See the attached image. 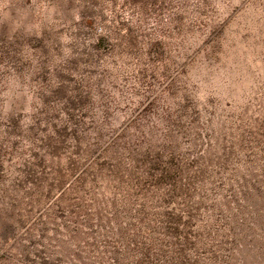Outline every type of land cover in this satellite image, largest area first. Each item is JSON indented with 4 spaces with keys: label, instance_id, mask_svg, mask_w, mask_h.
I'll use <instances>...</instances> for the list:
<instances>
[{
    "label": "rangeland",
    "instance_id": "obj_1",
    "mask_svg": "<svg viewBox=\"0 0 264 264\" xmlns=\"http://www.w3.org/2000/svg\"><path fill=\"white\" fill-rule=\"evenodd\" d=\"M0 264H264V0H0Z\"/></svg>",
    "mask_w": 264,
    "mask_h": 264
},
{
    "label": "trees",
    "instance_id": "obj_2",
    "mask_svg": "<svg viewBox=\"0 0 264 264\" xmlns=\"http://www.w3.org/2000/svg\"><path fill=\"white\" fill-rule=\"evenodd\" d=\"M140 254L146 258V259H152L153 256H159L161 255V252L163 251L162 249H157L156 252H154L153 245L149 246H142L139 248Z\"/></svg>",
    "mask_w": 264,
    "mask_h": 264
}]
</instances>
